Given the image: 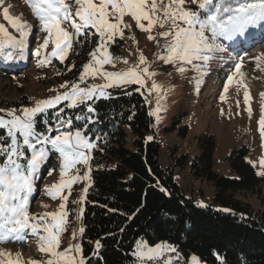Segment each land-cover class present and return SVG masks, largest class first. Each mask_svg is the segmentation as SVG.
Returning a JSON list of instances; mask_svg holds the SVG:
<instances>
[{
  "label": "rangeland",
  "instance_id": "374dc122",
  "mask_svg": "<svg viewBox=\"0 0 264 264\" xmlns=\"http://www.w3.org/2000/svg\"><path fill=\"white\" fill-rule=\"evenodd\" d=\"M66 2L75 11L74 0H66ZM99 2L100 0H94V3L99 4ZM168 2L169 0H163L164 4ZM157 3L160 4L161 0H157ZM6 6H12V9H9L10 16L30 26L27 39L31 41L29 47L31 56L23 59L17 57L14 61L0 58V110H4L0 114H5L12 109L22 112L24 108H33L37 101L54 98L70 90L73 84H79L81 88H90L92 85L107 83L100 74L95 77H86L83 82L80 81L79 77L83 72L84 65L91 61L89 54V60L83 65L80 74L75 79L68 80L63 76L64 72L70 71L71 65L69 64L74 57L71 54L72 50L63 61L58 57H52L50 62L41 66L39 60L44 55L50 54L54 45L49 44L48 49L41 57L35 55L36 48L43 43L47 33L42 30L38 19L34 16L29 0H8L7 3L3 1V4H0V25H3L9 34L19 38L20 34L3 16V8ZM185 7L198 10V6L191 4V0H186ZM124 23L129 27L123 29L124 36L121 38L123 41L121 40L122 42L118 44L109 42L107 45L108 52L114 58L113 63L104 65L102 71H127L139 63V57L143 54L147 59L149 70L157 73L155 77H146L145 85H136L147 96L150 111L154 116V134L160 143V163L164 167L171 165L169 152L173 146H176L181 153H188L191 158L199 155L201 149L198 137L205 133H211L216 140L214 169L217 172L232 177L237 175L232 169L228 157L235 148L240 147L248 148L246 158L256 172L264 171V167H261L259 163L264 158V135L261 134L259 127V121L264 116V106L259 103L260 97H264V86H261L264 84V41H262L264 34L254 33L256 31L255 24L250 25L244 32L235 34L231 39L225 37L218 39L217 37L215 43L223 50L211 53L212 58L206 63L194 61V63L203 66V71L206 74L201 77L200 73L193 70L191 66H186L188 70L181 73L178 71V65L165 63L159 58L165 54L161 47L164 40L157 36L160 41V46H158L156 41L149 39V36L157 35L158 32L165 29L157 26L150 33L142 31L134 19L128 15L124 17ZM141 23L147 25L148 22L144 20ZM68 30L73 31L71 28ZM94 32V29L89 28L86 34L89 39L94 40L95 38L99 43L98 34L94 35ZM208 35L211 34L208 33ZM254 37H258L261 43L258 45L252 43L251 47L246 49V45L253 41ZM124 60H127L128 63H124ZM237 65H240L239 72L236 71ZM8 66L15 68L9 72L15 73L13 77L6 75V71L10 69ZM144 66L140 65L141 68ZM257 69L262 71V74ZM229 77H232L231 84H228ZM198 79L201 82L197 89L196 81ZM153 80L162 86L159 92L150 91ZM65 85L67 87H64ZM131 85H135V83H120L105 88L104 91L108 94L111 88H125ZM260 86L261 91L258 92ZM225 87L228 88L227 92L224 91ZM246 92L250 96V100L247 102L245 101ZM94 97L101 96L97 94ZM158 99L160 111L157 113ZM63 102L66 101H61L52 108L58 107ZM68 103L70 105L71 101ZM249 107H251V114L248 111ZM17 114L19 113L17 112ZM58 124L59 122L49 129H57ZM184 126H187L185 136L181 134ZM61 128L62 126L59 127V129ZM48 130L43 132L52 135V131ZM48 148L50 149L49 157L36 174L34 190L29 202V212L32 216L40 217L46 213L61 211L60 205L65 203L61 197H68L66 210L69 216L66 231L61 237V250H63L72 244L79 243L81 245L82 235L79 234L78 229L82 227L81 209L85 204L84 189H88L89 180L81 179L70 188L62 189L60 195L55 198L50 196L48 189L61 180L62 158L54 150H51V146ZM86 154L90 156L89 152ZM88 169L89 165L79 164L75 169L69 171L65 179L75 175L81 177L89 175ZM174 169L176 178L185 193L193 195L198 204L212 206L215 209L222 208V205L214 199L216 190L212 182L206 178L194 177L188 166L174 167ZM261 177L264 178V176ZM260 189L264 191V180L254 192H240L237 195L258 210L264 207L263 201L259 197ZM48 219L50 220V217ZM73 232L76 233L75 239L72 236ZM141 241L144 240L137 241L135 251ZM39 247L38 236L29 230L22 241L0 243V252L5 253L0 259H16L19 256L21 264H30L33 260L45 264L49 257L47 254L41 253ZM189 262L191 264V257ZM201 264L205 263L201 262Z\"/></svg>",
  "mask_w": 264,
  "mask_h": 264
},
{
  "label": "trees",
  "instance_id": "16d2710c",
  "mask_svg": "<svg viewBox=\"0 0 264 264\" xmlns=\"http://www.w3.org/2000/svg\"><path fill=\"white\" fill-rule=\"evenodd\" d=\"M255 27V33L264 34V20ZM88 37L74 43L70 71L63 74L68 80L78 77L98 44ZM121 40L116 37L115 44ZM13 70L6 75L13 77L15 73H9ZM89 107L94 111L89 112ZM69 119L71 127L53 128L52 135L79 129L95 145L81 216L85 229L81 246L87 264L134 263L138 240L178 245L185 257L196 255L205 264H264V207L254 209L237 195L254 192L264 180L247 160V147L235 148L228 157L235 177L214 169L216 140L211 133L198 137L201 152L193 158L171 147V165L164 167L148 98L136 84L111 88L107 96L76 107L63 102L38 114L37 127L43 132ZM183 129L185 136L187 126ZM186 166L194 177L213 183L214 199L222 208L202 206L185 193L174 167ZM260 194L264 205L261 189Z\"/></svg>",
  "mask_w": 264,
  "mask_h": 264
},
{
  "label": "snow or ice",
  "instance_id": "6c2138e0",
  "mask_svg": "<svg viewBox=\"0 0 264 264\" xmlns=\"http://www.w3.org/2000/svg\"><path fill=\"white\" fill-rule=\"evenodd\" d=\"M74 3L75 11L66 0H29L34 16L38 19L42 30L47 33L43 43L36 48L35 55L41 57L49 44H52L54 47L50 54L44 55L39 60L40 65L50 62L52 57H58L63 61L73 49L74 43L86 35L89 28L94 29V35L98 34L99 43L89 52L91 61L84 65L79 79L83 82L86 77L100 74L107 83L92 85L90 88H81L79 84H73L70 90L54 98L39 100L35 107L24 108L22 114H17L15 109L0 114V130H3L0 134V243L22 241L30 230L39 238V251L49 257L45 264H87V262L79 243L61 250V237L66 231L69 216L66 210L67 196L61 197L65 201L60 205L61 211L46 213L40 217L30 214L29 202L34 190L36 174L47 161L50 152L48 146H51V150L62 158L61 180L48 189L49 195L55 198L65 187L70 188L81 179L91 180L90 175L84 177L75 175L67 179L65 177L77 165H89L91 157L86 152L95 145L79 129L74 132L62 131L55 136L45 134L38 130L37 116L61 101H71L70 106L76 107L97 94L101 97L108 95L104 91L105 88L120 83H135L143 86L146 77L157 75L149 70L147 59L143 54L139 57V63L127 71H102L104 65L112 64L114 60L107 50L108 43L115 42L117 36L123 38V29L129 27L124 23V17L131 16L142 31L150 33L157 26L165 29L157 35L149 36V39L156 41L158 46L160 41L157 36L164 40L161 47L165 54L159 58L165 63L178 65V71L181 73L188 70L186 66H191L200 73L201 77L206 74L203 66L194 61L206 63L212 58L211 53L223 50L215 43L217 37L231 39L235 34L244 32L250 25L264 20V0H251V2L191 0V4L197 5L198 10L186 8V0H169L167 4H164L163 0L160 4L157 0H100L99 4L94 3V0H74ZM0 4H3V0H0ZM3 16L20 35L17 38L0 25V58L6 61H14L17 57L23 59L28 47L30 26L10 16L8 7L3 8ZM144 20L148 22L147 25L141 23ZM68 28L73 31H69ZM208 33L211 35L209 36ZM124 63L128 61L124 60ZM140 65L145 66L141 68ZM236 71H240V65H237ZM200 82L199 79L196 81L197 89ZM231 83L232 77H229L228 84ZM161 87L153 80L150 91L159 92ZM224 91L227 92L228 88L225 87ZM249 100L250 96L246 92L245 101ZM3 111L0 110V113ZM88 111L92 112L94 109L89 107ZM159 111L158 99L156 112ZM248 111L251 114V107ZM157 118L159 119L158 116ZM64 124L71 127L72 120H60L57 131ZM259 127L261 134L264 135V116L259 121ZM259 163L264 167V158ZM88 171L91 172L90 167ZM258 174L264 176V171ZM84 192L87 193V189H84ZM77 218L79 219V215ZM84 231L83 227L78 229L80 235H83ZM72 236L75 239L76 233L73 232ZM100 247L97 241V250ZM167 252L176 253L177 249L164 243L149 246L141 241L134 254L141 264L147 261H156L160 264L161 260L163 264H174L172 257L164 258ZM4 255L5 253L0 252V257ZM178 259L177 256L176 260ZM0 264H21V260L19 256L16 259H0ZM30 264H40V262L33 260ZM191 264H201V261L193 255Z\"/></svg>",
  "mask_w": 264,
  "mask_h": 264
},
{
  "label": "built area",
  "instance_id": "2783aa9c",
  "mask_svg": "<svg viewBox=\"0 0 264 264\" xmlns=\"http://www.w3.org/2000/svg\"><path fill=\"white\" fill-rule=\"evenodd\" d=\"M175 248L177 249V252L176 253H172V252H167L165 253V259L167 257H172L173 260H174V264H189L188 263V260L184 257V255L179 251V249L177 248V246H175ZM179 257L178 260H176V257ZM145 264H157L156 261H147L145 262ZM160 264H163V260L160 261Z\"/></svg>",
  "mask_w": 264,
  "mask_h": 264
},
{
  "label": "bare ground",
  "instance_id": "6f19581e",
  "mask_svg": "<svg viewBox=\"0 0 264 264\" xmlns=\"http://www.w3.org/2000/svg\"><path fill=\"white\" fill-rule=\"evenodd\" d=\"M3 1H4L5 3L8 2V0H3ZM6 7H8L9 9H12V6H6ZM29 42H30V45H31V41H29ZM29 47H30V46H29ZM29 47H28V48H29ZM24 58H25V57H24ZM14 66H15V65H14ZM17 66H18V65H17ZM9 68H10L11 70H12V69H15L14 67H11V66H10ZM177 248L179 249V246H177ZM135 261H136V262H140V260H139L137 257H135ZM134 264H135V263H134Z\"/></svg>",
  "mask_w": 264,
  "mask_h": 264
},
{
  "label": "crops",
  "instance_id": "0c3cea01",
  "mask_svg": "<svg viewBox=\"0 0 264 264\" xmlns=\"http://www.w3.org/2000/svg\"><path fill=\"white\" fill-rule=\"evenodd\" d=\"M159 244H161V243H159ZM165 244V243H164Z\"/></svg>",
  "mask_w": 264,
  "mask_h": 264
}]
</instances>
